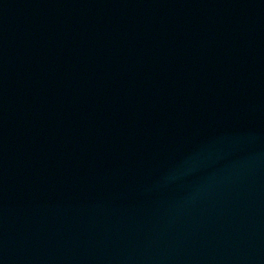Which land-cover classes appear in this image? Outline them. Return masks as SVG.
I'll return each instance as SVG.
<instances>
[{
  "label": "water",
  "instance_id": "1",
  "mask_svg": "<svg viewBox=\"0 0 264 264\" xmlns=\"http://www.w3.org/2000/svg\"><path fill=\"white\" fill-rule=\"evenodd\" d=\"M0 264H264V0H0Z\"/></svg>",
  "mask_w": 264,
  "mask_h": 264
}]
</instances>
